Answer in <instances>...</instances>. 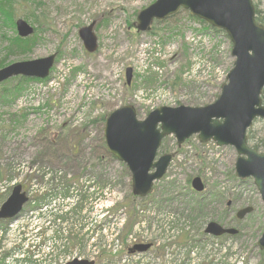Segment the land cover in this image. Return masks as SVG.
Instances as JSON below:
<instances>
[{"label":"rangeland","instance_id":"1","mask_svg":"<svg viewBox=\"0 0 264 264\" xmlns=\"http://www.w3.org/2000/svg\"><path fill=\"white\" fill-rule=\"evenodd\" d=\"M154 1L13 0L15 19L23 17L37 29L35 46L15 53L6 47L18 33L0 13V62L10 64L57 54L48 79L20 85L19 78L14 77L0 84V206L14 184L35 191L32 198L41 195L45 175L39 173L42 169L38 165L61 169L65 179L75 177L69 182L73 193L58 194L62 183L57 179L46 183L49 198L41 201L47 210L35 211L26 204L17 218L0 222V258L9 257V246L24 231L21 225L28 229L41 224L44 234L55 242L51 251H44V260H58L61 247L67 244L68 248L81 247L84 255L96 258V264H110V254L87 252L94 235L87 230L88 222L81 229L74 225L76 219H84L81 216L86 209L92 210L95 193L90 187L95 178L109 181L100 190L101 224L107 218L105 200L121 197L111 213L117 214L127 205L123 209L129 210L133 219L139 208L151 203L167 213L189 217L197 229L210 221L237 227L239 236L229 239L231 245L244 249L251 264H264V252L258 246L264 231V203L254 179L236 174L238 152L234 146L203 143L198 134L179 146L174 134L166 136L159 155L171 153L173 160L143 200L132 194L127 165L107 154L104 130L113 110L133 104L139 118L145 119L152 109L163 105L210 104L221 93L234 66L229 36L201 22L189 10L155 21L150 31H138L139 12ZM254 2L264 11V0ZM92 22L98 48L89 52L79 31ZM127 67L133 68L131 84L126 78ZM248 134L252 145L262 143L264 119L257 118ZM85 175V181H80ZM196 176L204 180V192L192 188ZM82 186L92 191L88 199L81 197ZM245 206L254 210L239 220L236 213ZM65 218L73 223L67 233L63 230ZM107 237V232L101 233V240Z\"/></svg>","mask_w":264,"mask_h":264},{"label":"water","instance_id":"2","mask_svg":"<svg viewBox=\"0 0 264 264\" xmlns=\"http://www.w3.org/2000/svg\"><path fill=\"white\" fill-rule=\"evenodd\" d=\"M214 27L224 29L229 35L235 57L228 81L222 85L218 98L205 106H161L139 119L136 107L127 104L113 110L106 120L104 135L109 152L127 164L131 172L133 192L147 196L156 180L161 179L172 161V154L158 157L164 137L174 134L179 144L194 134L202 142L214 140L218 145H232L238 152L235 169L242 178H254L264 203V153L248 142V129L257 117L264 118V24L256 20L254 0H156L140 11L138 30L151 29L154 19L162 20L178 12L180 8ZM20 36L34 33V27L24 18L16 21ZM94 24L83 27L80 35L86 48L93 52L98 48V39L93 31ZM57 54L18 61L0 68V83L16 76L46 78L55 64ZM130 84L133 68L126 70ZM197 191L205 184L201 177L193 179ZM28 201L21 184L16 185L11 195L0 206V220L16 216ZM254 210L246 206L237 212L243 219ZM208 233L221 236L235 234L238 229L224 227L212 221ZM264 251V231L258 240ZM149 245H136L135 250H145ZM67 264H91L75 259Z\"/></svg>","mask_w":264,"mask_h":264},{"label":"built area","instance_id":"3","mask_svg":"<svg viewBox=\"0 0 264 264\" xmlns=\"http://www.w3.org/2000/svg\"><path fill=\"white\" fill-rule=\"evenodd\" d=\"M93 184L94 186L90 187L95 193L92 210L86 209V214L81 216L84 219L74 221L77 229H81L84 222H88L87 230L90 229L94 234L92 244L86 248L87 252L97 254L103 250H111L113 253H119L126 246L124 254L121 257L117 256L110 264H245L244 253L237 245L232 246L231 241L222 242L218 238L208 236L199 238L195 234L194 225L188 218L171 212H160L155 208H139L141 217L123 240L121 234L128 221L127 211L122 208L117 214L111 213L116 200H105L106 213L104 216L107 215V218L101 224L100 190L104 187L96 181L94 183V180ZM86 191L92 193L90 190ZM73 192L74 187L71 188V193ZM47 207L46 205L39 211L47 210ZM68 209L67 207L64 210V214H68ZM70 224L73 223L65 218L63 230L67 231ZM23 225L21 226L24 231L16 235L19 238L18 242L22 245V253L18 255L23 259L30 257L34 264H57L56 259L54 261L43 259L44 251H51L55 244L53 238L42 232L43 226L39 224L36 228L31 226L26 229ZM102 232L108 233L106 240H101ZM187 235L188 239H182ZM24 237H26L25 240H23ZM137 243H151L152 247L146 251L129 253L127 247ZM31 253L33 256H28ZM67 259H69L67 255L60 257L61 262Z\"/></svg>","mask_w":264,"mask_h":264},{"label":"trees","instance_id":"4","mask_svg":"<svg viewBox=\"0 0 264 264\" xmlns=\"http://www.w3.org/2000/svg\"><path fill=\"white\" fill-rule=\"evenodd\" d=\"M12 1L13 0L0 1V13L4 16L5 23L7 25H10L12 28H15L16 22H15V15H14V6H13ZM255 6H256V19L258 22L264 24V11L261 8H259V6L257 4H255ZM201 22H204V21L201 20ZM40 26H41V24H40ZM215 29L217 31H222V30L217 29V28H215ZM35 44H36V39H35L34 35L31 37H28V38H23V37H20L19 35H16L15 38L11 39L10 44L6 47V49L10 53H15L17 50H19L21 52H27L28 50L32 49L35 46ZM5 64H6V62L1 60L0 67L4 66ZM17 78H19L20 85L23 82H28L31 80L44 81V80L39 79V78H29V77H22V76L17 77ZM262 98H263V102H264V90H263ZM248 138H249V141L251 142V138H250L249 134H248ZM259 143H261V142H259ZM259 143H254V145H253L258 150L261 148V145ZM261 144H262L261 149L264 150V140H262ZM107 154L109 156L113 157L108 151H107ZM235 219H236V217H235ZM232 236L238 237L239 232L235 235H232Z\"/></svg>","mask_w":264,"mask_h":264},{"label":"flooded vegetation","instance_id":"5","mask_svg":"<svg viewBox=\"0 0 264 264\" xmlns=\"http://www.w3.org/2000/svg\"><path fill=\"white\" fill-rule=\"evenodd\" d=\"M229 205H232V203H231V204H229Z\"/></svg>","mask_w":264,"mask_h":264}]
</instances>
